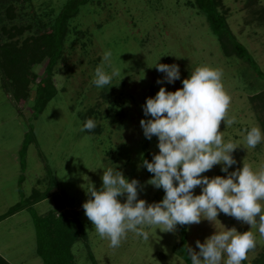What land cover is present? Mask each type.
I'll use <instances>...</instances> for the list:
<instances>
[{
    "label": "rangeland",
    "instance_id": "374dc122",
    "mask_svg": "<svg viewBox=\"0 0 264 264\" xmlns=\"http://www.w3.org/2000/svg\"><path fill=\"white\" fill-rule=\"evenodd\" d=\"M66 1L0 0V45L12 43L30 50L31 38L52 24ZM189 2L90 0L81 6L69 20L62 55L52 71L55 92L40 113L33 104L34 81L24 89V97L16 99L0 75V216L17 202L24 203L33 189L38 199L46 189L48 193L0 219V255L10 264H42L36 253L33 215L45 214L59 201L64 208L56 213L75 215L86 232V238H78L72 246L76 264H187L173 251L178 228L175 232L157 229L149 241L129 232L114 249L107 239L99 238L82 207L88 199V184L99 189L102 168L108 167L140 181L139 198L152 203L162 196L147 184L153 174L142 166L143 159L151 161L159 151L158 138L147 139L140 126L146 118L142 107L146 98L155 96L161 87L157 79L164 73L153 66L160 56V63H175L180 68V79L171 84L164 81L170 91L182 87V80L198 66L222 70L224 87L231 96L229 116L236 123L226 127L222 121L220 131L226 142L241 145L232 153L237 163L229 171L242 167L243 162L254 169L264 165V140L254 149L243 147L245 129L258 126L264 133V100L255 96L264 98V0H220L219 9L252 62L235 54L224 55L204 15ZM106 50L122 71L112 85L97 88L92 83L94 70ZM21 53L27 57L28 52ZM45 63L46 58L30 62V70L45 76ZM2 77L11 79L10 73ZM89 110L98 132L80 131L83 114ZM203 175L227 174L215 165ZM200 191V187L194 189L195 194ZM120 199L123 202L124 197ZM218 220L186 225V249L191 246L198 251L196 240L204 242L216 230L235 227L256 236V247L242 264L260 254L264 237L258 228L250 229L223 213Z\"/></svg>",
    "mask_w": 264,
    "mask_h": 264
},
{
    "label": "clouds",
    "instance_id": "9594fccd",
    "mask_svg": "<svg viewBox=\"0 0 264 264\" xmlns=\"http://www.w3.org/2000/svg\"><path fill=\"white\" fill-rule=\"evenodd\" d=\"M160 57L153 66L164 73L157 79L161 87L155 96L146 98L142 106L146 118L140 120V126L147 139L158 138L159 151L151 161L142 160V166L153 174L147 184L162 188L165 194L160 201L149 203L139 198L140 181L128 179L118 168H102L100 188L90 182L85 189L88 199L82 207L86 217L99 238L107 239L114 249L129 232L149 241L157 229L175 232L178 225L199 224L202 219L214 223L220 213L250 229L258 228L264 237V165L254 169L243 162L242 167L229 171L237 163L232 153L241 145L226 142L220 131L222 121L226 127L236 123L229 116L231 96L224 87L222 70L198 66L182 80V87L170 91L164 81L171 84L180 79V68L175 63H160ZM111 58V51L106 50L94 70L92 83L97 88L112 85L113 78L121 74ZM96 126L89 118L80 131H92ZM244 131L246 149H254L264 140L258 126ZM215 165L227 175H203ZM197 187L201 188L199 194L194 193ZM195 243L198 251L191 246L187 250L191 264H242L255 249L256 236L250 230L224 227Z\"/></svg>",
    "mask_w": 264,
    "mask_h": 264
},
{
    "label": "trees",
    "instance_id": "16d2710c",
    "mask_svg": "<svg viewBox=\"0 0 264 264\" xmlns=\"http://www.w3.org/2000/svg\"><path fill=\"white\" fill-rule=\"evenodd\" d=\"M89 1H66L55 16L52 24L45 26L38 36L31 38L30 50H27L25 47L17 48L12 43L0 45V75L3 86L5 88L8 86L11 87L13 89L11 91L12 96L16 99H21L25 95L23 92L25 91L24 89L27 88L31 81H34L33 104L37 113L43 110L55 92L51 76L54 66L62 55L64 36L68 31L69 20L78 14L81 6ZM189 4L195 6L204 15L211 31L217 37L219 47L224 55L231 56L235 54L240 58L252 62V58L247 49L231 32L226 21L225 12L219 9L222 6L220 0H190ZM21 52H28L27 57L21 55ZM44 58H46L45 76H39L30 70L29 63L40 61ZM257 70L259 69L257 68ZM7 73H10L11 79L5 81L2 75L5 76ZM261 95L257 94L255 96L263 101L264 98L261 99ZM261 106L264 108V101L261 103ZM89 118L94 119L91 116L90 110L83 114V124ZM98 131V126L92 131L86 130L88 133ZM46 190L38 199L35 195L37 190L33 189L24 203L17 202L7 212L1 215L0 219L13 215L29 203H35L46 198L48 195ZM159 190L162 196H156L155 202L160 201L165 194L162 188ZM62 208H64V204L59 201L55 208L48 210L45 214L33 215V223L36 231V253L41 257L42 264H76L72 246L78 238H86V232L78 217L75 215H67V213H56L57 210ZM177 228L179 237L177 243L173 246V251L183 258L187 264H191L186 249V225H178ZM0 264L10 263L0 255ZM246 264H264V247L256 258L246 262Z\"/></svg>",
    "mask_w": 264,
    "mask_h": 264
}]
</instances>
